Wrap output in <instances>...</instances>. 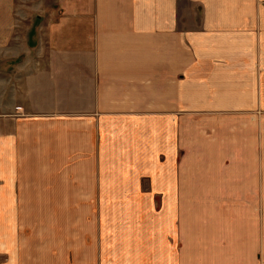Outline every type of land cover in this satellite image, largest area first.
<instances>
[{
  "label": "crops",
  "instance_id": "obj_1",
  "mask_svg": "<svg viewBox=\"0 0 264 264\" xmlns=\"http://www.w3.org/2000/svg\"><path fill=\"white\" fill-rule=\"evenodd\" d=\"M55 4L0 0V264L109 194L122 264H264V0Z\"/></svg>",
  "mask_w": 264,
  "mask_h": 264
},
{
  "label": "rangeland",
  "instance_id": "obj_2",
  "mask_svg": "<svg viewBox=\"0 0 264 264\" xmlns=\"http://www.w3.org/2000/svg\"><path fill=\"white\" fill-rule=\"evenodd\" d=\"M56 1L15 0V4L18 10L25 14V20L31 21L35 14L44 13L56 6ZM55 197V199L59 198L58 195ZM117 197V194H109L105 200L108 204L104 209L96 208L95 202L92 209H84L81 205L82 208L77 210L75 226L69 225L68 219L65 225L55 221L52 209L19 211L28 223V227L21 229L29 236L20 242L26 248L25 255H28L26 264H40V260L43 264H117L118 262L122 264V261L126 262L128 258L118 257L116 248V233L120 232L118 225L123 223L120 214L124 213L117 209ZM59 200L62 201V196ZM52 202V194H45L44 205H51ZM38 230L44 237L40 242L36 238ZM55 254H59L60 257H55Z\"/></svg>",
  "mask_w": 264,
  "mask_h": 264
}]
</instances>
